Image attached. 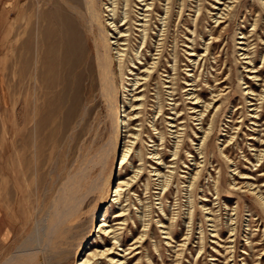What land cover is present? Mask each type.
Here are the masks:
<instances>
[{
  "label": "rangeland",
  "instance_id": "rangeland-1",
  "mask_svg": "<svg viewBox=\"0 0 264 264\" xmlns=\"http://www.w3.org/2000/svg\"><path fill=\"white\" fill-rule=\"evenodd\" d=\"M159 1L161 15L165 0ZM181 1L185 3L182 16L178 13ZM263 1L238 0L227 21L220 24L216 21L219 9L214 8V4H223L216 3L217 0H175L166 49L161 58L156 57L160 48L157 38L163 37L158 36L163 25L154 22L159 15L149 23L147 39L142 45L141 27L137 25L139 20L135 19L143 17L145 6L141 1H131L130 8H127L134 19L130 21L131 35H128L123 70L129 68L125 64L132 65L130 58L137 50L141 58L134 60L140 70H134L142 71L154 59H160V63L158 71L148 81L146 107L140 113L143 140H139L136 151L122 165L114 159L110 163L114 166L112 189L108 187L109 196L97 216L98 220L106 219L108 224L115 225L121 218L115 216L116 212L123 206L128 207L123 216L126 224L122 225V242L127 246L141 232L144 222L149 223V233L139 246L142 252L134 259L140 257L139 264H151V261L154 264H175L179 258V264H264V207L258 196L262 193L264 197V186L255 190L254 185L249 187L247 182H264L261 174L264 163L259 167L257 161L258 149L264 147L258 138L264 136V129L263 125H253L251 119L264 120V99L256 95L264 89ZM75 4H79V0H2L0 5V264H56L54 258L50 260V255L41 250L43 241L38 234L44 224L46 233L49 231V217L60 204L63 187L74 178L82 161L81 153L89 147L87 137L93 129V115L103 106L100 100L86 122L84 113L85 106L91 102L89 99H100L96 82L98 67L94 60V36L87 27L89 15L82 6L83 13L79 15ZM117 5L119 24L124 15V2L118 1ZM68 17L75 24H67ZM255 19H259L257 25H254ZM127 25L121 24L120 28L125 29ZM112 31L116 34L115 30ZM221 33L214 43V38ZM65 35L71 40L75 36L78 38L82 54V64L70 69L72 76L79 70L82 73L78 94L74 92L75 83L67 95L63 92ZM247 35L249 38L245 37ZM207 42L211 45L208 59H201L198 53L189 56L192 47L200 54L205 52ZM245 51L250 52L246 54L248 57L244 56ZM114 55L120 85L119 56ZM190 57H196V68L190 71L193 75L187 76L189 67L186 64L192 63ZM249 58L254 60L249 62ZM174 63L178 66L175 73L178 93L175 96L180 102L176 108L178 114L182 113L179 116L182 118L175 119L177 123L184 120L179 123L183 129L178 132L169 123L167 126L164 120L171 119L167 118L168 115L177 114L170 108L173 105L167 103L173 101L166 98L170 96L161 84L168 79L161 75L166 74L164 70L174 74L175 69L171 66ZM253 66L263 79L253 77V73L259 72L246 70ZM184 77L196 79L194 89L201 92L202 100L218 93L211 91L216 85L224 95L217 102L222 104L219 112L212 108L202 123L204 127L209 126L214 112H217L214 134L202 154L198 149L199 115L190 112L193 104L184 90L189 83L183 82ZM222 79L225 81L217 84ZM246 85L256 94H243ZM158 101L165 103V113L160 117L157 116L159 113L156 115ZM151 120H155L157 129L151 125ZM160 132L164 133L163 138ZM141 147L143 160L138 155ZM176 148L180 156L172 159ZM155 150L161 152L164 163H159L155 157L148 158ZM172 160L177 162L174 167H169ZM140 162L144 165L141 178L135 185L119 186L125 189L121 203H116L114 190L118 179L127 178ZM197 165L202 172L191 188L189 184L193 182ZM156 168L171 176L168 189L161 188L162 178L155 174ZM170 169L174 171L170 173ZM239 170L253 178L240 177ZM240 184L243 187H238ZM95 202L97 200L89 201L84 208L90 221L94 218ZM189 220L191 237L178 257L176 252L183 245L177 244L186 234ZM159 221L173 225L174 241L171 243L164 238ZM96 222L85 249L100 244L95 231L100 221ZM233 226L235 230L231 234ZM77 260L78 257L73 256L70 264H78ZM105 263L110 264L107 260Z\"/></svg>",
  "mask_w": 264,
  "mask_h": 264
},
{
  "label": "bare ground",
  "instance_id": "bare-ground-1",
  "mask_svg": "<svg viewBox=\"0 0 264 264\" xmlns=\"http://www.w3.org/2000/svg\"><path fill=\"white\" fill-rule=\"evenodd\" d=\"M118 1L119 3H121L122 1L124 2V15L119 24L117 22L119 21L117 5ZM131 1L135 3H139L141 1V4L145 6V8L143 9V17L135 19L139 20V23L137 25L141 27L140 30L142 31L141 36L143 45L147 39V30L149 29L148 25H150L149 23L153 20L155 16L159 15V13L162 11V9L158 7L160 6L159 0H79V4L74 5L75 11L79 15H82L83 13L81 6L85 8L86 12L89 15L87 27L90 33L94 36L93 39L96 51L94 60L98 67L96 82L98 85V93L100 99H95L96 97L89 99V101L91 102L87 104L88 106H85L87 108L84 113V118L86 119V122L87 119H89L93 115V112L95 111L97 105L100 104V100L103 102V106L101 108H98L96 110L95 115H93V123L91 122V127H93V129L87 137V139L89 140V147L88 149H86V151L83 150V152L81 153L82 161L74 172V178L71 179V181H69L68 183H66L63 187V194L60 204L58 205L56 212L49 217V231L46 233V224H44L43 228L38 234V238L42 239L43 241L42 245H40L41 250H45L46 254L50 255V260L54 258L56 264H70L73 256L78 257V264H106V260L110 264L141 263L140 257L135 261L134 259L136 258L137 254H140L142 252L139 249V246L149 233V223L145 224L146 222H144V227L141 232L137 236H134L133 241L130 242V244L127 246L124 244V242H122V228H124L122 225L126 224V217L123 218V216H125V214L127 213L126 211L129 208L123 206L121 210L116 212L115 216H121V218H118L116 222L117 224L114 223L115 225L108 224L106 219L98 220L99 216H97L100 207L103 205V203L106 202V199L109 196L108 187L109 190L112 189L111 186L112 179L114 177V166H110V163L112 164L114 159L118 160L117 163H120V165H122L126 161V159L130 158L134 151H136V147L139 143V140H143V137L141 136L142 123L139 122L141 118L140 113L143 112L146 107L145 98L147 96L146 88L148 81L153 77V73L158 71V66L160 63V59H154L151 65L145 66L143 69H141L142 71L134 70V68H138L140 70V68L137 67V61L134 60L135 58H141V56L139 55V50H137L135 56L133 58H130V62H132V65L125 64L127 68L129 67L126 70H123L122 68L124 64L123 58L126 54L125 49L128 43L127 40L129 39L128 35H131L130 21L134 19L130 14V10H127V8H130ZM237 1L238 0H229L228 2H226V0H217L216 3H221L223 4V6H218V4H214V8L219 9L217 11V14H220L217 15L216 21H219L220 24L226 22L232 10L235 9ZM1 2L2 0H0V5ZM174 2L175 0H165L163 14L161 13L157 20L154 21L158 25H163L161 28H159L158 33V36L163 37L157 38V46H160L158 56H156L157 58H161V55H164L163 52L166 49V39L170 30V21L173 16ZM180 4L181 8L178 13L182 16L185 3L181 1ZM198 11V14H200L202 11L201 7L198 8ZM258 20L259 19H255L254 25H257ZM66 23L75 24L71 17L67 18ZM127 23L128 25L125 29L120 28L121 24L124 25ZM195 26L198 27V23H195ZM112 30H115L116 34ZM221 35L222 33L216 36L213 42L215 43V41H218V37ZM245 37L249 38L248 35ZM64 39L65 43L63 45L62 61V69L64 70V74L61 76L62 81L64 82L63 92L65 93V95H67L70 92L72 83H75L76 90L74 92L77 91L78 94L77 89L80 87L82 73L80 70L77 75L72 76V74L70 73L71 68L75 67L76 65L79 66L82 64V54L81 50L78 47V38L75 36L74 39L71 40L68 36L65 35ZM210 50L211 45L209 44V42H207L205 43V52L200 54V52H196L195 47H192V49L189 50L188 54L189 56H191L196 55L198 53V55L202 56L201 59H203L204 57L205 59H208L207 55L211 53ZM115 53H117V56H119V60L117 61L119 62L120 67V85H118V73H116L117 71L115 69ZM247 53L250 52H243L245 57H248L246 55ZM190 60L192 61V63L186 64L187 67H189L187 68L189 71L187 76L193 75L194 73H191L190 71H193L196 68V57H190ZM253 60L254 58H249V62H252ZM171 66L173 67V69H175L174 74H169L170 72H167L168 70H164V73L166 74L161 75H166L168 79L161 81V84L162 87L166 88L165 90L170 96L166 98L171 99V101H173L167 103L173 105V107L170 108L173 109L172 112L176 113L177 116L168 115L167 118L171 119L164 118V120L167 123V126L169 123L170 126L176 127L175 131L178 132V129H183L182 126H179V123L184 122V120H181L179 123H177L175 119L182 118L179 117L182 113L178 114L179 111L176 108V106H178V104L180 103L177 97L175 96L176 93H178V77L175 74L177 73L178 66L176 63L171 64ZM255 67L256 66H253L250 69L246 70L252 69L251 72H259L258 69H255ZM129 74H132V76ZM260 75V72L253 73V77H255V79H263ZM184 78L185 80L183 82H189L186 83V87L188 88H185L184 90H186L187 98L191 99L189 102L193 104L191 106L193 110L190 112H197L196 115H199L197 119H199V127L201 130V134L199 135L200 143L198 149L199 153L202 154L204 153L205 145H207V142L214 134L215 119L217 116V112H219L222 105L221 103L217 104V102L221 100L224 95H221L223 94L221 91L222 89H219V86L216 85L215 88L211 91L218 93L214 94V96L210 99L202 100L201 92L198 89H194V85H196L194 84V81L196 79H189L188 77ZM224 81L225 79H222L221 81H218L217 84H220V82ZM128 84L130 86H128ZM189 89H192L191 92H187ZM224 90H226V88ZM243 91V94L255 93V90L251 87H248V85L243 88ZM122 95L123 103H121ZM256 95L258 96V98L264 99V89H261V91L258 92ZM78 99L79 98H77V101ZM202 101L203 103L202 105H200ZM199 106L202 107L198 108ZM164 107L165 103L158 101V109L156 113V115L159 113L157 115L158 117L163 116V114L165 113ZM214 107L216 108L217 112H214L209 126L204 127L202 123L204 122L206 115L209 114V111H211V109ZM256 107L258 106L256 105ZM255 113H257V111H255ZM255 113L254 116H256ZM251 119L254 120L253 125H263L264 129L263 119L262 122H260V119ZM137 120L138 123H135ZM149 122H151V125L155 129L158 128L155 126V120H151ZM182 125L184 126L185 124ZM234 136L235 135H233V137L231 138L233 139ZM160 137H164L163 132H160ZM258 142L261 144V146H264L262 145L264 144V136L261 139L258 138ZM227 145H229V143ZM175 146L178 147V145ZM178 150L179 149L176 148V150L173 152L175 157H173L172 159L179 158L176 157L180 156V152H178ZM258 150L259 151L257 154V161L260 167L264 163L262 161V159H264V147ZM220 151L223 150L221 149ZM151 153L152 154L149 155L148 158L155 157L157 158L159 163H164V160L162 158L163 155L159 150H155ZM138 155L141 160L144 159L142 147L139 149ZM226 159L230 160L229 157H226ZM176 162V160H172L170 162V165L168 166L174 167V163ZM143 171L144 165L142 164V162H140L127 178L118 179L117 186L114 190V199L116 203H121L120 198L122 197L123 189H125L123 187L135 185L141 178ZM173 171V169H170V173H172ZM155 172V174L158 175V178H162L161 188L163 187L164 189H168L171 180L169 178L171 176L162 172L160 168H156ZM201 172L202 168L197 165L196 171L193 174V182L191 181L189 184L191 188L193 187V185H195V180L201 175ZM238 172L239 174H241L240 177L242 178H253L252 175H243V172L240 170ZM261 174L264 175V172H262ZM247 182L249 187L254 185L253 188L255 190L257 188L261 189L264 186V182H262L261 184H255L256 181L247 180ZM237 184L239 183H235V185ZM119 186L123 187L119 188ZM238 187H243V184H240V186ZM256 192L258 194V191ZM258 196L260 198L262 206L264 207V197L262 196V193L258 194ZM91 200H97V202H95L93 206L94 218L90 221L88 219L87 211H85L84 208ZM95 221H100L99 227L97 229L95 227V231L98 234L97 236L99 238L98 241H100V244L95 248L89 246L85 249V246L87 245L89 239L93 236L92 233L94 231ZM159 224V226L164 229V238L167 239L168 243L174 241L173 225L171 223L166 224L163 221H159ZM188 226L189 227L186 234L181 240H179L180 242L177 244L183 245L181 250H178V252H176V255L178 257L183 254V251L185 249L184 246H186V243L191 237L190 220ZM234 230L235 227L233 226L231 229V234H233ZM101 243H103L104 246H102ZM84 249L86 250L85 254L82 253ZM128 253L129 255H127ZM179 260L180 258L176 259L175 264H179ZM2 264H6V262ZM151 264L154 263L151 261Z\"/></svg>",
  "mask_w": 264,
  "mask_h": 264
}]
</instances>
